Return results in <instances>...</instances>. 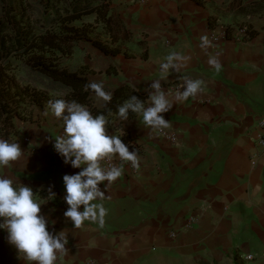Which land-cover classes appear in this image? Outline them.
Masks as SVG:
<instances>
[{"label":"crops","instance_id":"obj_1","mask_svg":"<svg viewBox=\"0 0 264 264\" xmlns=\"http://www.w3.org/2000/svg\"><path fill=\"white\" fill-rule=\"evenodd\" d=\"M110 3L127 36L115 44L122 52L106 54L91 44L89 56L77 45L73 56L63 59L67 68L86 66L88 79L110 90L128 84L148 95L151 83L160 80L171 97L177 91L167 87L182 86L187 76L203 80L202 91L162 114L168 128L146 127L139 115L106 125L109 136H120L137 151L139 166L115 158L124 171L105 191L102 228L90 221L74 228L63 215L68 208L63 176L82 169L65 164L55 151L63 122L47 106L32 105L30 118H15L10 143L17 142L24 154L0 167V177L34 190L49 232L67 231L68 252L56 264H264V149L257 145L264 135V0ZM94 21L89 16L81 22ZM240 26L252 32L245 40L229 33L211 41L226 27ZM201 36H207L208 47L200 46ZM172 52L190 60L162 76L160 64ZM210 55L219 59V72L208 65ZM45 80L32 85L56 96L68 93L60 83ZM91 97L94 107H104L94 93ZM106 183L99 185L102 191ZM249 254L253 261L245 260ZM18 257L0 229V264H26Z\"/></svg>","mask_w":264,"mask_h":264},{"label":"clouds","instance_id":"obj_2","mask_svg":"<svg viewBox=\"0 0 264 264\" xmlns=\"http://www.w3.org/2000/svg\"><path fill=\"white\" fill-rule=\"evenodd\" d=\"M200 40L202 48L210 45L207 36H201ZM189 60L190 57L183 53H170L165 57V62L160 64L161 75H165L170 69L180 71ZM207 63L216 72L221 70L216 56L210 55ZM183 81V90L171 97L162 89L160 80L153 81L147 101L131 96L118 106L119 117L126 121L131 112L141 116L146 127L154 130L168 128L170 123L162 114L169 112L174 102L182 103L189 97L194 98L204 85L203 80L187 76L183 77ZM88 90L95 94L97 101L107 104L112 100V93L105 90L102 81L86 84L85 91ZM47 108L63 122V135L54 138L55 151L63 157L65 164L82 169L77 174L63 176L66 192L64 200L68 205L63 215L72 222L74 228H80L85 221L98 223L102 228L107 215L103 204L105 191L122 176L124 167L123 163H109L108 167H103L101 162H110L118 157L120 161L131 162L133 167H138L137 151H130L120 136L107 134L108 120L105 115L94 117L85 105L75 100H49ZM23 154L17 142L10 143L0 139V167L11 166ZM103 182H107L104 191L99 187ZM48 196H55L51 187L48 189ZM40 212L41 205L34 200L31 187L23 184L14 187L13 179L0 177V219H3L0 229L6 230L7 240L17 249L18 258L26 261V264H56L58 256H64L68 252V233L66 230L55 234L49 232L48 222Z\"/></svg>","mask_w":264,"mask_h":264},{"label":"trees","instance_id":"obj_3","mask_svg":"<svg viewBox=\"0 0 264 264\" xmlns=\"http://www.w3.org/2000/svg\"><path fill=\"white\" fill-rule=\"evenodd\" d=\"M40 3L44 5L43 16L35 24L24 25L16 21L17 18L29 20V17L25 11H16L12 0L0 19V139L10 142L11 135L16 132L15 118L27 120L31 117L32 105L44 108L49 100H75L87 106L94 117L105 115L110 128L112 122L121 120L118 106L131 96L147 101L146 93L122 84L112 90L105 87L112 93V100L98 109L92 104L93 92L85 91V85L91 82L87 77L89 69L82 66L70 70L62 62L73 56L75 46L82 41L91 42L106 54L122 52L121 45L115 44L125 41L127 36H122L124 25L111 12L110 0H40ZM89 16H95L94 23L75 25ZM100 24L109 41L93 36L95 25ZM19 60H25L31 70L39 74L34 84L48 78L68 88V93L56 96L46 89L22 83L15 74L14 62ZM136 115L130 112L128 119Z\"/></svg>","mask_w":264,"mask_h":264},{"label":"rangeland","instance_id":"obj_4","mask_svg":"<svg viewBox=\"0 0 264 264\" xmlns=\"http://www.w3.org/2000/svg\"><path fill=\"white\" fill-rule=\"evenodd\" d=\"M11 0H5L2 1L0 0V19L3 18V16L6 13V10L9 7V2ZM13 1V5L12 7L16 10V11H25L27 16L29 17V20L25 19V20H21L20 18H17V22H20L24 25H30L35 24L37 20H39V16L41 14H43L42 12L44 11V5L40 3V0H12ZM117 16H119V14H117V12H114ZM92 19V18H91ZM90 21H93L90 20ZM75 25L77 26H81L82 22L79 21L77 23H75ZM94 37H99L100 39L106 41L107 40V36L103 30V26L102 24L100 25H95V31L93 34ZM91 42L89 41H82L80 42L78 45L79 47H84L85 51V55L88 54L89 56L91 55L92 51H94L93 49L95 48V46H91ZM90 51V52H89ZM83 56V55H82ZM64 64V60L62 61ZM14 66L16 67L15 69V74L17 75L18 79L26 84V82H28L29 84H33L34 82H36V80L38 79V75L36 72H34L33 70H31L30 66L27 64V62L25 60H19V61H15L14 62ZM44 81L45 78L43 79Z\"/></svg>","mask_w":264,"mask_h":264},{"label":"built area","instance_id":"obj_5","mask_svg":"<svg viewBox=\"0 0 264 264\" xmlns=\"http://www.w3.org/2000/svg\"><path fill=\"white\" fill-rule=\"evenodd\" d=\"M229 33H232L233 35H235L236 39L239 41H243L246 38H248L250 36V30L249 28L245 27V26H240L238 28H231V27H226L224 29V33L221 36H213L211 37V41L212 42H219L222 38L227 37L229 35ZM167 88H169L170 90L173 91H182V86L179 84H175L173 83L172 85H169ZM261 126H264V121L260 122ZM60 135H63V130L61 131ZM26 142H29L28 139H25ZM257 145L261 148L264 149V135L257 141ZM109 163H113V164H117L118 165V161L113 159L112 161H103L102 162V166L103 167H108ZM131 164V162H130ZM132 165V164H131ZM133 167V166H132ZM137 167H134V169H136ZM194 221V219H190V222L192 223ZM246 261H253L254 257L252 255H246L245 257ZM88 264H96L94 263V261H88Z\"/></svg>","mask_w":264,"mask_h":264}]
</instances>
